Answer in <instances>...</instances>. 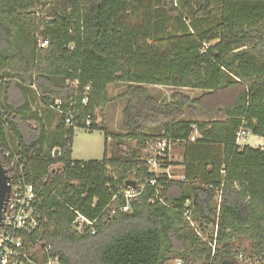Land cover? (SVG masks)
<instances>
[{"label":"trees","instance_id":"1","mask_svg":"<svg viewBox=\"0 0 264 264\" xmlns=\"http://www.w3.org/2000/svg\"><path fill=\"white\" fill-rule=\"evenodd\" d=\"M47 3L0 0V163L5 167L20 155L25 178L39 196L40 226L23 234L29 258L44 263L56 256L60 264H166L176 258L183 264H230L238 244L264 264V150L235 141L241 127L264 137V0ZM37 34L49 40L47 48H37ZM113 83L126 84L124 133L110 132L95 119L96 109L111 101L107 87ZM31 85L45 107L59 100L76 113L74 126L90 115L88 130L105 136L101 160L72 159L74 128H64L59 115L48 133L42 116L30 108ZM86 85L89 101L83 106ZM147 85L203 92L191 98L174 91L161 103ZM186 109L222 118L185 120ZM194 131L198 136L191 139ZM155 138L183 144V180L148 172L141 149ZM153 177L165 204L158 198L151 203L155 187L146 185L130 199L128 211H120L124 200L118 197L115 215L102 212L127 179L139 185ZM72 209L97 218L94 234L71 228ZM36 240L51 246L48 254Z\"/></svg>","mask_w":264,"mask_h":264},{"label":"built area","instance_id":"2","mask_svg":"<svg viewBox=\"0 0 264 264\" xmlns=\"http://www.w3.org/2000/svg\"><path fill=\"white\" fill-rule=\"evenodd\" d=\"M46 21H50L51 17H45ZM69 32H71L69 30ZM49 45V40L43 38L41 35L36 36V46L38 49H45ZM69 49H73V44H70ZM74 88H77L78 82L72 81L70 83ZM89 85L83 88V94L80 98V103L86 106L89 101ZM71 106L73 103L70 104ZM51 108L59 115L63 116L64 128L68 129L73 127L74 132L79 129H88L92 124V119L89 114L82 118L81 126H74V119L76 113H73L69 108L64 110L59 100H56ZM78 114V113H77ZM97 123V121H96ZM98 124V123H97ZM251 133L244 127L239 128L236 132V144L245 145L250 144L249 136ZM194 139V138H191ZM146 149L149 151L148 157L144 160L148 164V172L155 175L162 173L168 179L183 180V175H174L170 172L169 164L166 165V158L171 151L173 144L172 140L166 138L150 139L146 143ZM253 145H256L253 143ZM54 153V149H52ZM10 152H4L5 156H9ZM6 170L8 184L10 185V192L5 204L4 220L0 227V264H60L58 258L48 257L47 261L40 263L34 259L29 258L28 253L24 247L23 234H30L40 226V215L38 214L37 206L39 196L31 183L25 178V163L21 160L20 155H15L11 161H8L4 167ZM158 170V171H157ZM156 177L145 178L142 183L136 186L135 189H121L117 191L112 197V203L106 205L102 212H106L109 217L116 214V208L112 205L118 197L123 198L124 203L120 206V211L126 212L130 209V199L136 197L143 191L146 185L155 187L154 197L150 199L151 203H154L159 197V189L157 187ZM159 202L165 204L160 198ZM94 206V203H92ZM74 218L71 222V228L78 233H95V223L97 218L90 219L80 213L79 211L72 209ZM187 218L190 225L195 228L194 222L190 219L186 211L182 212ZM100 216V215H99ZM196 229V228H195ZM197 234L205 240V237L201 232L197 231ZM215 237V233H214ZM212 250H214V242H209ZM36 245L42 254H48L52 249L50 245H45L36 240ZM232 255L237 252L234 247L231 250ZM239 257L242 254L237 255ZM174 264H183L179 258L173 259Z\"/></svg>","mask_w":264,"mask_h":264},{"label":"rangeland","instance_id":"3","mask_svg":"<svg viewBox=\"0 0 264 264\" xmlns=\"http://www.w3.org/2000/svg\"><path fill=\"white\" fill-rule=\"evenodd\" d=\"M48 1L47 7L51 6L52 3H56L57 0H46ZM42 15V14H40ZM125 83H113L107 87L111 101L106 104L103 108H98L95 111V119L101 127H106V129L113 133H124L125 130L122 125V110L126 104V97L122 96L125 91ZM31 89L30 95V108L33 111H38V113L44 119L48 133L53 131V128L58 121L59 114H57L51 107H45L42 104L40 96L34 91V87L29 86ZM146 89L150 95H152L157 101L161 103L168 102L170 100V95L174 91H180L189 97H197L203 91L202 90H190V89H174L167 86H153L147 85ZM2 95V88L0 86V96ZM221 114L218 112L205 113L200 110L191 111L189 109L185 110L183 119L191 121H204L212 118H220ZM195 136L197 134H194ZM191 135V138H194ZM111 141V138L108 139ZM128 143L134 145L135 140H128ZM16 143V141L14 142ZM13 147V145H10ZM183 152V144L176 143L171 146V151L168 153L166 158V164H169L170 172L174 175L179 174L181 155ZM149 151L145 146L141 149L140 157L145 159L148 157ZM103 155V134L101 130L89 131L88 129H79L74 133V138L72 141V157L76 160H91V159H101ZM158 171V170H157ZM234 249L237 251L232 255L233 259L230 264H260L258 257H247L244 245L239 246L234 245ZM242 254L241 257L237 256ZM167 264H174L173 259H170Z\"/></svg>","mask_w":264,"mask_h":264},{"label":"water","instance_id":"4","mask_svg":"<svg viewBox=\"0 0 264 264\" xmlns=\"http://www.w3.org/2000/svg\"><path fill=\"white\" fill-rule=\"evenodd\" d=\"M126 188L135 189L137 184L133 179H127L125 181ZM10 192V185L8 184V178L5 168L0 163V227L4 220V209Z\"/></svg>","mask_w":264,"mask_h":264},{"label":"crops","instance_id":"5","mask_svg":"<svg viewBox=\"0 0 264 264\" xmlns=\"http://www.w3.org/2000/svg\"><path fill=\"white\" fill-rule=\"evenodd\" d=\"M110 85V84H109ZM108 85V86H109ZM153 86H155V85H153ZM156 86H158V85H156ZM220 118H222V117H220ZM219 118V119H220ZM212 119H215V118H212ZM210 120V119H209ZM204 121H206V120H204ZM102 134H103V132H102ZM194 134H197L196 136L194 135ZM193 135H194V138L195 137H197L198 136V133L196 132V131H194L193 132ZM74 138V137H73ZM109 138H107V140H108ZM249 141H250V144H246V145H249V146H251V147H258V148H260V149H262V150H264V137H260V136H255V135H250L249 136ZM104 142H105V136H104V134H103V152H104ZM253 143H255L256 145H253ZM103 156V155H102ZM71 157H72V154H71ZM72 159H74L73 157H72ZM102 159V158H101ZM101 159H91V160H101ZM74 160H76V159H74ZM182 160H183V152H182V155H181V161H180V170H179V174L178 175H183L184 174V164H183V162H182ZM81 161H88V160H81ZM194 173H199V172H197L196 171V169H194ZM167 264V263H166Z\"/></svg>","mask_w":264,"mask_h":264}]
</instances>
